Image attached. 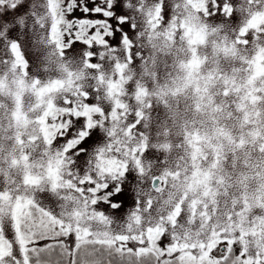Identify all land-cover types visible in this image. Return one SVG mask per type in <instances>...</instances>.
Segmentation results:
<instances>
[{"label": "snow or ice", "instance_id": "1", "mask_svg": "<svg viewBox=\"0 0 264 264\" xmlns=\"http://www.w3.org/2000/svg\"><path fill=\"white\" fill-rule=\"evenodd\" d=\"M0 264H264V0H0Z\"/></svg>", "mask_w": 264, "mask_h": 264}]
</instances>
